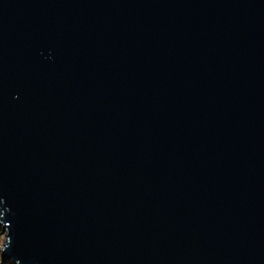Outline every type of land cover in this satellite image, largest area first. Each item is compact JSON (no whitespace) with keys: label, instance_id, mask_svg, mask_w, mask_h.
<instances>
[{"label":"water","instance_id":"water-1","mask_svg":"<svg viewBox=\"0 0 264 264\" xmlns=\"http://www.w3.org/2000/svg\"><path fill=\"white\" fill-rule=\"evenodd\" d=\"M1 264H264V0H0Z\"/></svg>","mask_w":264,"mask_h":264},{"label":"rangeland","instance_id":"rangeland-1","mask_svg":"<svg viewBox=\"0 0 264 264\" xmlns=\"http://www.w3.org/2000/svg\"><path fill=\"white\" fill-rule=\"evenodd\" d=\"M6 241V233L2 231V226L0 224V249L5 244ZM1 264V262H0ZM4 264H11L10 262L4 263Z\"/></svg>","mask_w":264,"mask_h":264},{"label":"trees","instance_id":"trees-1","mask_svg":"<svg viewBox=\"0 0 264 264\" xmlns=\"http://www.w3.org/2000/svg\"><path fill=\"white\" fill-rule=\"evenodd\" d=\"M0 261H1V257H0Z\"/></svg>","mask_w":264,"mask_h":264}]
</instances>
